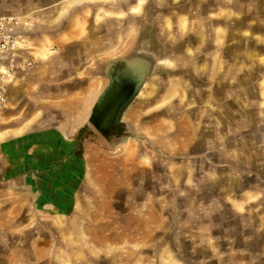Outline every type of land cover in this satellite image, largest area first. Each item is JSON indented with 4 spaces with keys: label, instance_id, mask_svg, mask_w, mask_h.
Segmentation results:
<instances>
[{
    "label": "rangeland",
    "instance_id": "374dc122",
    "mask_svg": "<svg viewBox=\"0 0 264 264\" xmlns=\"http://www.w3.org/2000/svg\"><path fill=\"white\" fill-rule=\"evenodd\" d=\"M13 14L35 19L34 41L43 48V60L11 89L0 120V147L19 134L65 125L61 117L85 101L90 83H108L103 75L110 62L128 61L136 53L146 69L143 60L149 55L154 72L122 116L126 132L108 139L90 123L95 132L83 140L91 150L93 178L100 182L95 193L99 186H110L105 173L127 148L133 152L130 159L154 161L148 166L156 199L163 193L170 198L187 194L188 209L182 213L177 201L168 202L170 213L163 221L174 232L162 238L175 242L185 263L258 262L254 228L264 205L259 200L264 185L257 180L264 176L259 162L264 160V111L257 108L255 89L264 78V0H0V16ZM47 46H55L56 53L49 54ZM210 85L218 86L217 97ZM195 87L212 103L187 99L196 95ZM98 96H91L92 107ZM181 174L188 177L186 186L179 182ZM197 181L203 182V201L196 203ZM246 190L251 213L242 217ZM227 194L231 203L235 196V211ZM76 220L83 227L82 215H40L25 190L0 180V264L79 263L84 253L77 240L83 229L77 232ZM203 221L217 227L225 242L197 247L196 241L214 237L193 231Z\"/></svg>",
    "mask_w": 264,
    "mask_h": 264
},
{
    "label": "crops",
    "instance_id": "0c3cea01",
    "mask_svg": "<svg viewBox=\"0 0 264 264\" xmlns=\"http://www.w3.org/2000/svg\"><path fill=\"white\" fill-rule=\"evenodd\" d=\"M100 2L102 0H98V3ZM63 14L64 12L59 18ZM123 23L125 22H121V24ZM41 55L40 51L36 66L43 60ZM137 57L138 55L133 53L128 61L133 62ZM147 57L148 62H150L151 56L148 55ZM107 66L104 68L103 76L105 79H107L105 76ZM41 70L42 68H39V72ZM150 72L149 77L154 72L153 68ZM104 83L102 86L97 81L89 84L88 97L85 101L76 107L75 112H67L66 116L61 117L67 121L65 125L56 128L35 129L32 132L19 134L5 140L0 147L2 164L0 166L2 170L0 171L2 172L0 180L12 185L16 184L20 190H25L27 195L32 197L36 210L42 216L54 218L83 216V227L79 226L81 224L79 220L75 221V226L77 232L83 229L82 239L77 240V243L84 256L78 260L79 263L74 260L75 264H187L181 256L177 255L175 242L171 239H162L164 234L174 232L171 223L164 225L163 221L170 213L168 202L177 201L181 208L180 213H182L188 209L186 204L188 199L185 198L187 194H183L181 191L179 197L170 198L168 194L163 193L162 198L156 199L154 172L153 170L149 171L148 166L153 165V160L148 158L145 161L130 159L134 157L133 152H129L131 150L126 148L124 150L126 155L120 156L119 161L114 162V168L105 173L108 176L105 179L108 178L107 180L111 181L110 184H106L110 186L106 188L99 186L98 192L95 193V186L100 185V182H96L99 180L93 178L97 177V173L92 172L95 166L89 155L91 150L89 146H85L83 140H85L86 134L95 132L90 124L91 113L94 108L92 107L91 96L96 97L97 92H99L98 101L108 87L109 80L107 84ZM197 90L199 89L195 87L196 95H189L187 99L194 100L196 104H201L205 98V103H212L211 100H208V94L204 96L200 93L197 94ZM255 90L257 92L255 98H258L259 102L257 108L264 111V78L258 83V88ZM218 91V86L210 85L209 92L212 95L217 97ZM246 101H248L246 103L252 102L251 99H246ZM69 122H71L70 125ZM120 123L124 126L122 118ZM80 145H83L84 153ZM260 148L262 147L258 146V149ZM99 155L100 153L96 158H101ZM103 158L105 160V157ZM259 162L260 165H264V160ZM207 163L214 164L212 162ZM177 177L180 179L181 185H187L188 177H184L182 174ZM257 180L261 186L264 185V176L258 177ZM195 184L197 203V201H203V182L197 181ZM197 191H200L201 195ZM247 191L242 194L244 196L243 201L241 200L244 204V209L241 212L242 217H247L251 213L249 203L245 202V196L249 194ZM231 196H233L234 202H229L228 196L227 203H231L232 210L235 211L236 199L234 195ZM263 199L264 195L260 193L259 200ZM156 201H158V205ZM160 203H162L161 207L166 208L161 209ZM257 211L259 212L257 216L259 220L254 231L259 235V242L258 251L254 253V258L258 262L254 264H261L264 260V205L260 204ZM247 219L250 220V218ZM204 223L205 221L199 225V228H193V231L196 233L210 232L214 237L210 238L211 242H208L209 238L206 237L205 241L201 239L196 241L198 242L197 247L212 248V243L225 242L226 238L221 236L217 227L212 223ZM224 231L222 230V232ZM180 232L182 233V230ZM217 240L219 241L217 242ZM250 240L251 237L248 236L245 243L250 245ZM244 248L248 254H251L249 246L246 245ZM207 256L205 257L207 258Z\"/></svg>",
    "mask_w": 264,
    "mask_h": 264
},
{
    "label": "built area",
    "instance_id": "2783aa9c",
    "mask_svg": "<svg viewBox=\"0 0 264 264\" xmlns=\"http://www.w3.org/2000/svg\"><path fill=\"white\" fill-rule=\"evenodd\" d=\"M35 19L31 15L0 16V120L9 106L11 89L20 75L34 69L39 52L34 34ZM49 54L56 53L55 46H47Z\"/></svg>",
    "mask_w": 264,
    "mask_h": 264
},
{
    "label": "flooded vegetation",
    "instance_id": "af4514ba",
    "mask_svg": "<svg viewBox=\"0 0 264 264\" xmlns=\"http://www.w3.org/2000/svg\"><path fill=\"white\" fill-rule=\"evenodd\" d=\"M119 67L120 66L117 65L112 68L111 72L113 77H116L118 75V72L120 70ZM148 79L149 76L146 78V80ZM108 80L109 85L106 89H108L110 86L111 89L107 93L105 89L103 94H106L100 104L98 102L103 94H101V96L99 97L92 110L90 123L108 139H119L121 138L122 134L126 132V130L125 126H123L120 122H118L117 124L115 123L116 115L118 109H120L121 105L124 103L129 94L128 90L123 87L118 81L111 82L109 78Z\"/></svg>",
    "mask_w": 264,
    "mask_h": 264
},
{
    "label": "water",
    "instance_id": "95a60500",
    "mask_svg": "<svg viewBox=\"0 0 264 264\" xmlns=\"http://www.w3.org/2000/svg\"><path fill=\"white\" fill-rule=\"evenodd\" d=\"M144 64L146 65V69H143L140 60L137 58L133 62L127 61V60H118L110 63L106 68V74L105 76L110 79L111 82L118 81L123 87H125L128 90V96L124 103L121 105L120 109L117 111L116 120L115 123L121 121V118L126 111V109L129 107V105L132 104L133 100L138 96L140 89L144 86L146 83V78L150 75V71L152 70V64L151 62L143 60ZM119 65V72L116 77H113L112 75V68L114 66ZM143 69V70H142ZM111 89V86L106 89V93L109 92ZM102 95V97L99 99V104L104 99L105 94ZM98 104V105H99Z\"/></svg>",
    "mask_w": 264,
    "mask_h": 264
},
{
    "label": "bare ground",
    "instance_id": "6f19581e",
    "mask_svg": "<svg viewBox=\"0 0 264 264\" xmlns=\"http://www.w3.org/2000/svg\"><path fill=\"white\" fill-rule=\"evenodd\" d=\"M86 1H87V0H86ZM73 4H74V2H72L70 5H68L67 8H68V7H71ZM134 10H135V11H138V10H139V6L136 7Z\"/></svg>",
    "mask_w": 264,
    "mask_h": 264
}]
</instances>
